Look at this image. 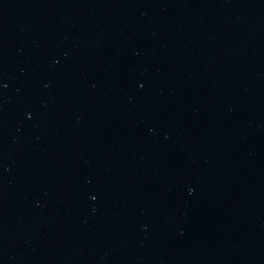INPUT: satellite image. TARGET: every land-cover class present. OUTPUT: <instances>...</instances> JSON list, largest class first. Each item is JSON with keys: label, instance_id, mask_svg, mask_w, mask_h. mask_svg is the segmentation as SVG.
<instances>
[{"label": "water", "instance_id": "95a60500", "mask_svg": "<svg viewBox=\"0 0 264 264\" xmlns=\"http://www.w3.org/2000/svg\"><path fill=\"white\" fill-rule=\"evenodd\" d=\"M44 4H97L176 13L264 35V0H0V8Z\"/></svg>", "mask_w": 264, "mask_h": 264}]
</instances>
